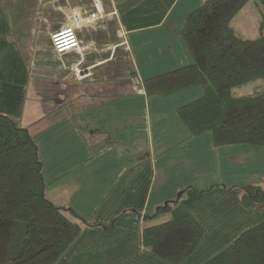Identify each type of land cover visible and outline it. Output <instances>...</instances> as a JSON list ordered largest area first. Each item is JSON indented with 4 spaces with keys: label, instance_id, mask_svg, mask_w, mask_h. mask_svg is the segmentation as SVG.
Here are the masks:
<instances>
[{
    "label": "crops",
    "instance_id": "0c3cea01",
    "mask_svg": "<svg viewBox=\"0 0 264 264\" xmlns=\"http://www.w3.org/2000/svg\"><path fill=\"white\" fill-rule=\"evenodd\" d=\"M94 1L0 0V113L33 134L46 196L91 223L70 264H171L145 249L142 228L170 218L157 209L177 199L205 229L178 264H203L264 222L241 202L264 179V145L193 134L178 108L201 87L150 95L144 85L192 63L181 32L205 0H100L104 15L91 20ZM75 14L88 47L57 57L50 34Z\"/></svg>",
    "mask_w": 264,
    "mask_h": 264
},
{
    "label": "trees",
    "instance_id": "16d2710c",
    "mask_svg": "<svg viewBox=\"0 0 264 264\" xmlns=\"http://www.w3.org/2000/svg\"><path fill=\"white\" fill-rule=\"evenodd\" d=\"M249 1L205 0L181 32L192 63L144 84L150 95L201 87L202 96L181 105L178 114L193 134L211 132L217 145H264V89L233 94L237 86L264 79V0H254L263 13L259 36L244 38L231 23ZM44 171L29 128L0 113V264H70V248L91 224L46 196ZM241 202L264 210V179L245 185ZM167 211L170 218L144 224L142 242L155 256L178 264L195 252L205 229L178 199L159 206L156 214ZM203 264H264V222Z\"/></svg>",
    "mask_w": 264,
    "mask_h": 264
},
{
    "label": "rangeland",
    "instance_id": "374dc122",
    "mask_svg": "<svg viewBox=\"0 0 264 264\" xmlns=\"http://www.w3.org/2000/svg\"><path fill=\"white\" fill-rule=\"evenodd\" d=\"M104 14L99 15L98 18L102 17ZM90 17V16H89ZM91 20H93L90 17ZM263 20V13L260 7L250 0L247 4L235 15L232 20V25L234 26L237 34L244 38H255L261 34L260 24ZM264 33V27H263ZM264 89V79L259 78L257 80L248 82L241 86L233 88V94L242 95L247 93L255 92L256 90ZM168 217L159 218L157 221L166 220Z\"/></svg>",
    "mask_w": 264,
    "mask_h": 264
},
{
    "label": "built area",
    "instance_id": "2783aa9c",
    "mask_svg": "<svg viewBox=\"0 0 264 264\" xmlns=\"http://www.w3.org/2000/svg\"><path fill=\"white\" fill-rule=\"evenodd\" d=\"M94 10L89 12V16L96 20L99 15L104 14L103 6L100 0H95ZM73 23L62 25L50 34V40L55 56L62 57L65 53L72 50L85 49L88 45L83 44L78 34V29L82 26V17L79 14L73 15ZM143 92H145L143 90Z\"/></svg>",
    "mask_w": 264,
    "mask_h": 264
}]
</instances>
